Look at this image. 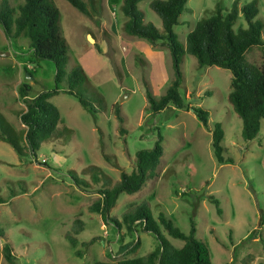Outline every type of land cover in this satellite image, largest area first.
I'll list each match as a JSON object with an SVG mask.
<instances>
[{
    "label": "rangeland",
    "instance_id": "374dc122",
    "mask_svg": "<svg viewBox=\"0 0 264 264\" xmlns=\"http://www.w3.org/2000/svg\"><path fill=\"white\" fill-rule=\"evenodd\" d=\"M10 1L17 5L24 0ZM152 1L143 0L139 7L146 22L163 30L161 17L150 6ZM252 1L189 0L175 31L185 41L196 23L217 7L224 12L236 7L235 28H246L249 22L242 8ZM256 1L264 41V0ZM53 2L68 42L67 71L83 67L87 81L78 89L94 97L99 111L93 113L60 92L51 102L62 115L61 134L45 140L36 157H20L0 139V264H93L140 257L154 250L158 241L153 233L119 230L89 206L100 199L96 190L104 183L103 175L98 183L93 182L92 168L100 167L117 182L122 171H133L137 152L153 148L159 134L164 155L156 175L140 191L121 193L110 216L121 218L128 204L147 201L157 220L164 214L187 235L194 226L196 237L208 244L213 264H264V124L255 139L243 138L242 120L228 100L231 71L200 67L194 55L183 56L181 95L191 106L210 111L212 128L219 122L225 129L224 156L233 163H220L212 132L193 111L174 105L156 114L148 109L147 90L159 99L174 79L171 51L166 45L125 32L124 0H94L93 5L89 3L91 15L67 0ZM247 60L261 65L263 49H250ZM55 75L54 62H36L28 39L22 35L9 40L0 25V112L17 130L25 128L20 113L27 108L20 87L29 85L30 97H35L56 87ZM66 87L59 85L61 90ZM72 172L89 180L91 188L86 190L90 191L77 187ZM212 197L219 201L223 214ZM78 216L85 229L72 245L66 234ZM163 232L176 247L185 244L167 230ZM94 237L100 239L84 246ZM137 239L139 248L128 253ZM6 242L14 250L12 261L4 256Z\"/></svg>",
    "mask_w": 264,
    "mask_h": 264
},
{
    "label": "trees",
    "instance_id": "16d2710c",
    "mask_svg": "<svg viewBox=\"0 0 264 264\" xmlns=\"http://www.w3.org/2000/svg\"><path fill=\"white\" fill-rule=\"evenodd\" d=\"M83 13L91 15L89 3L94 0H67ZM143 0H124L122 11L127 17L124 30L129 35L147 39L155 45H166L172 56L174 79L165 95L155 98L147 90L150 102L149 110L156 114L169 105L179 109L191 110L201 123L212 132V145L214 154L220 163H233L232 158L224 156L223 140L225 129L219 122L213 128L209 124L210 111L202 106H191L181 95L180 88L184 82L182 71L183 56L194 55L200 67L218 66L229 69L232 73L231 91L228 100L238 117L242 120V135L247 141L255 139L264 124V62L261 65L252 64L247 60V52L253 47H261L263 23L256 19L258 14L257 1L254 0L242 8L249 22L248 27L235 28L239 10L234 7L224 12L221 7L209 17L200 19L188 33L186 40L181 41L175 26L179 25L180 16L186 9L189 0H153L151 8L162 19L163 30L151 22L145 21L143 10L139 7ZM60 11L53 0H24L20 4H13L10 0H0V25L9 40L24 35L29 41L32 56L36 62L49 60L56 67V87L44 90L35 97H30L31 88L24 84L20 87V94L27 108L20 113V119L25 125L24 130H17L6 116L0 112V139L9 143L20 157L37 156L43 142L53 136H60L59 124L63 122L59 108L51 102L54 95L64 92L76 98L84 107L93 113L99 108L93 103L94 97L86 90L79 91V86L87 81V75L81 65H77L69 73L68 42L59 26ZM61 83L66 84L60 89ZM116 113L123 123L120 109ZM122 132L126 133L123 128ZM163 137L159 138L151 149H142L137 152L135 168L131 173L122 171L121 178L113 182L98 166L92 168L93 182L98 183L103 175L104 183L96 192L100 199L89 206L92 212H100L105 220L121 230L126 228L127 233H137L139 229L153 233L158 246L146 255L134 258H122L115 261H96L93 264H213L208 244L196 237V228L193 226L190 234H185L174 225L171 219L160 214L157 220L147 201L140 204L130 203L121 218L110 216L115 208L121 193L134 194L140 191L151 178H153L161 164L164 147ZM109 160V156H106ZM117 167H120L115 162ZM77 187L90 189L89 180L80 177L76 172L71 173ZM90 191V190H86ZM218 212L223 214L220 203L214 197ZM85 229V222L78 216L73 221L66 238L72 245L78 243L77 235ZM163 229L175 237L185 240V244L178 248L164 234ZM99 237L85 242L84 246L93 244ZM140 246L137 239L129 246L128 253L135 252ZM6 260L14 259V250L9 242L4 246ZM80 253V252H79Z\"/></svg>",
    "mask_w": 264,
    "mask_h": 264
},
{
    "label": "water",
    "instance_id": "95a60500",
    "mask_svg": "<svg viewBox=\"0 0 264 264\" xmlns=\"http://www.w3.org/2000/svg\"><path fill=\"white\" fill-rule=\"evenodd\" d=\"M91 40H92V38H91ZM3 54H5V53H3ZM7 54H9V53H7Z\"/></svg>",
    "mask_w": 264,
    "mask_h": 264
}]
</instances>
